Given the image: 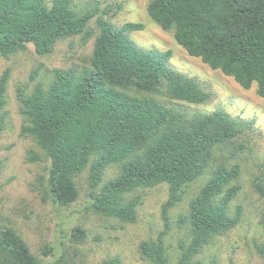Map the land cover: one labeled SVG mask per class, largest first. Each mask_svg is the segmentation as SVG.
<instances>
[{"label":"trees","instance_id":"16d2710c","mask_svg":"<svg viewBox=\"0 0 264 264\" xmlns=\"http://www.w3.org/2000/svg\"><path fill=\"white\" fill-rule=\"evenodd\" d=\"M121 10L102 8L96 2L81 9L75 0H0V57L25 52L29 45L38 56L50 55L59 41L93 35L88 67L52 70L51 82H37L27 95L18 90L22 134L35 140L50 159L47 191L51 200L67 208L79 199L75 178L90 166L89 210L121 223L134 224L140 196L126 200L138 190L168 186L161 209L163 231L156 240L140 243L142 257L150 264H169L165 236L171 230L170 213L184 200L190 184L211 169L215 150L241 139L254 125L225 110L197 113L191 117L171 103L156 99L203 105L211 95L198 81L170 65L172 51L147 49L131 35L142 23L113 25L106 16ZM149 17L164 31H173L176 43L190 57L234 79L244 90L257 85L264 98V0H150ZM40 69L30 76L36 80ZM10 70L0 77V132L5 128ZM244 149L240 144L233 155ZM31 162L40 161L29 152ZM114 164L119 174L101 187L106 170ZM239 164L217 165L199 193L189 202L188 214L176 226L187 224L191 241L180 242L177 264H195L194 259L216 237L234 229L242 209L231 205L241 191ZM264 202V169L254 181ZM264 236V204L260 218ZM78 227L74 242L86 238ZM12 228L0 230V264H43ZM264 261V243L258 245ZM51 248L44 250L49 256ZM53 264H69L60 256ZM102 264H121L115 257ZM209 264H217L212 260Z\"/></svg>","mask_w":264,"mask_h":264},{"label":"rangeland","instance_id":"374dc122","mask_svg":"<svg viewBox=\"0 0 264 264\" xmlns=\"http://www.w3.org/2000/svg\"><path fill=\"white\" fill-rule=\"evenodd\" d=\"M49 3L52 0H47ZM81 9L89 8L98 2L102 8L120 5L117 15L106 18L115 26L125 23H142V31L131 37L147 49L161 52L172 51L170 65L179 72L194 78L201 88L211 95L203 105H190L179 101L159 98L171 103L178 111L191 117L197 113H212L222 109L244 120L254 121L253 128L241 139L216 149L210 171L187 186L184 200L170 213L171 230L165 236V246L169 264H177L180 257L178 244L191 241V230L187 224L182 229L176 226L179 217L188 214L189 202L211 176L212 170L220 164H239L241 175L238 184L241 191L231 205L232 212L242 209L240 223L222 236L216 237L212 244L194 259L195 264H264L257 253V246L264 243L260 226L263 199L254 188V181L264 169V98L257 94V85L249 90L242 89L234 79L212 70L200 59L187 55L176 43L173 31H164L147 13L150 0H75ZM88 29L93 35L87 42L78 35L59 41L54 52L38 56L32 45L25 52L8 59L0 57V77L7 69L10 80L7 93L5 128L0 132V230L4 227L14 229L25 241L31 253L43 264H53L60 256L69 264H102L105 260L117 257L121 264H150L140 253V243L156 240L163 231L161 209L168 198V186L138 190L126 196L130 200L140 196L137 222L121 223L112 218L102 217L89 210L90 166L76 178L79 199L70 207L55 204L47 191L50 159L38 148L35 140L23 136L24 118L20 113L18 90L29 95L37 82L47 85L52 79V70L83 69L89 66L95 38L98 34L95 20ZM40 69L36 80L30 76ZM244 145V149L233 155L232 151ZM29 152H35L40 161L31 162ZM120 171L118 164L111 165L105 173L103 183L93 190L99 193L101 187L115 178ZM82 228L86 238L74 242L72 230ZM51 248L49 256L44 250Z\"/></svg>","mask_w":264,"mask_h":264}]
</instances>
